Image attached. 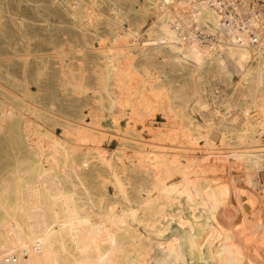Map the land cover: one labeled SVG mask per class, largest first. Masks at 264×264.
Segmentation results:
<instances>
[{"label": "rangeland", "instance_id": "1", "mask_svg": "<svg viewBox=\"0 0 264 264\" xmlns=\"http://www.w3.org/2000/svg\"><path fill=\"white\" fill-rule=\"evenodd\" d=\"M103 1L108 6L116 2V5L122 10L131 5V0ZM139 2L142 6V13L138 18V31L134 39H139L141 43L157 39L158 33L153 30L154 15L158 9L163 8V0H139ZM49 8V5L43 0H20V2L18 0H0V10L3 13V20L0 22V114L8 102L21 107L22 112L21 114L16 113L4 128H0V199H16L11 183L13 174L21 160L27 162L34 157L33 149L27 145L25 139L31 135L29 141L32 142L37 138L36 134L33 136L31 132H27V134V130H21L23 125L28 123L27 128V126L31 127L33 123V126L45 135L44 140L48 141L52 135L56 134L58 136L61 134L59 129L62 125L77 127L76 121L81 120L80 123L86 129V132L98 136V144L102 147L105 155H110L113 148L122 142L126 144L127 151L129 150L126 153V164H122L120 159L114 158L105 167L97 162L95 149L90 148L93 154L88 153V161L86 163L82 162L83 169L72 173L74 186L79 191L80 199L96 210L102 212L107 203L111 202H117L123 207H135L130 222L137 230V236L136 239L134 238L135 246L131 247V258L128 259V264H165L164 260L171 264H189L190 259L186 261L174 256L176 244L168 247V240L172 235H176L181 239L186 236L191 239L196 237L197 251L194 264H218V261L210 256L207 250L216 247L219 238L223 235L218 229L220 219L218 221L211 215L207 205L202 203L201 197L193 193L188 194L185 190L180 189L172 192V199L169 202L165 198L156 199V191L153 190V178L142 169L131 170L130 163L132 157L139 155H152L158 158L155 152L154 154L153 152H150L151 154L146 152V150L151 149H178L183 152L190 151L186 148L183 149L185 146L193 145L196 148L200 147V150L195 148V151L206 153L226 151L224 147L229 151L232 148H245L247 146L248 148L246 147L244 150L255 151L260 156L255 165L242 164L241 166L240 164V167L237 161H232L237 164L235 169V167H232L234 164L231 162L232 168L229 167V169L231 168L232 171L235 169L236 171L232 174V171L229 172L228 168L225 170L221 164L210 168L209 160L208 162L204 160L203 174L205 176L207 174L205 177L206 182H209L211 186L220 191H222L224 184H228L232 175L236 189L240 193H247V196L242 194L243 197L239 193L241 198L247 200L242 199L246 202H244L246 207L247 203L255 202V206L252 202L251 205H248L253 209V212L248 210L249 207H247L241 213L249 212L247 213L249 215L246 214L245 216L250 222H253L252 215L255 222L259 220L264 222V199H262L264 197V189L262 190L264 188V125L260 123V117L256 113L253 96L247 90L248 81L241 78L232 69H229L227 76H211L207 73L198 79L197 91L201 103L198 104L195 100H188L187 104L189 106L183 109V113L173 116L170 112L172 117L168 118L165 115L164 108H162V103L155 101L153 103V100H150L153 96L147 86L136 85L135 87L131 85L128 88L124 87L126 85L116 82V68L111 66V62L118 64L120 59H125L127 53L115 51V48H113L115 43L112 39L106 37L109 27L105 25L103 20H98L95 26L90 28V32H87L83 26L77 28V37L73 38L62 33L63 31L70 32L73 28L56 23ZM109 12L112 13V11ZM133 12L134 9H130L127 16L124 15L122 18L121 26L123 29L128 27ZM44 19H48V21H44ZM118 29L122 30L120 27ZM83 32L87 33L84 37H81L80 34ZM103 42L104 44H102ZM138 49L139 47L133 48V51H135L133 56L134 65L138 69L146 66L152 71L155 69L159 73L161 80L155 82L154 87L156 88L159 84H162L170 88L173 94L179 95L173 102L174 108L176 103H180L190 96L192 84L189 83L191 79L185 69L178 68L163 54L147 57L140 54L137 51ZM249 51L254 53L253 50L249 49ZM255 56L256 54H252L246 64L254 65L258 59V56ZM79 81L83 83L84 88L80 87ZM126 99L130 102L127 103ZM138 100L147 102L149 100L150 104L153 103V108L144 109L141 107L137 109L138 113L134 112L133 107L135 106L131 103ZM234 112L236 113L234 114ZM243 113L246 114L243 115ZM119 114L120 116L115 122L113 115ZM24 115L28 117L25 118ZM245 118L249 120L250 132L249 135L242 136L241 142L237 135L245 133ZM30 119L33 120L30 121ZM129 122H133V126L130 131L125 132ZM167 122H170V125ZM191 123H194L196 127L192 132L189 130ZM168 125L170 127L175 126L174 128L177 129L183 127L181 131L178 130L176 133H167V136L164 131L167 130L168 127L166 128V126ZM177 125L179 127H176ZM48 130H52L54 133H50ZM145 131L147 134L144 133ZM183 132H187V134L184 133L183 135ZM192 134L193 138L191 137ZM179 138L180 142L181 138L184 139H182L183 145L177 142ZM187 140L192 141V144L188 142V145ZM159 142L161 146L158 144ZM88 144H90L89 140L79 147V158L89 150ZM174 145H181L182 147L177 149L168 148V146ZM206 146L207 149L209 147L208 151ZM168 157H171V155L169 154ZM186 157L181 155L179 159L186 162ZM206 164H208L207 167ZM168 165H171L173 174L166 181H179L181 173L178 167H183V163L178 165L173 162ZM115 169L121 177V186H116L111 179ZM237 170L239 171L237 172ZM245 172L251 173L252 181L247 180ZM240 179L243 182L245 181L244 187ZM212 181L214 184H212ZM254 185L263 192L258 191L257 188L254 190ZM66 186H70V183L67 182ZM119 187L122 190H119ZM242 187L245 190L248 189L249 193H245ZM4 191L5 195H2L1 193ZM257 192L262 197L258 196ZM250 195H253L251 201ZM151 196L154 205L163 206V210L161 213L142 216L139 203ZM258 198L259 204L263 203L260 204L262 207L257 204ZM258 209L263 211H258ZM250 214L252 215L250 216ZM255 216L258 218L256 219ZM248 217H251L250 220ZM233 218H235L233 221L236 223L235 226L238 225L236 227L239 228L240 226L241 228L242 225L237 224L241 221L239 215L237 217L236 214ZM125 236L130 239L135 237L132 232H125ZM137 238H146L150 242V246L147 249L142 248ZM169 248H171V251ZM67 252L69 256H72V259L62 261V264H74L76 255L72 246L67 248ZM231 263L234 264L235 262L231 260Z\"/></svg>", "mask_w": 264, "mask_h": 264}, {"label": "bare ground", "instance_id": "2", "mask_svg": "<svg viewBox=\"0 0 264 264\" xmlns=\"http://www.w3.org/2000/svg\"><path fill=\"white\" fill-rule=\"evenodd\" d=\"M43 1L49 5L56 23L73 28L70 32H62L64 35L68 34L73 38L77 37V28L83 26L87 32H90V28L94 27L98 20H103L105 25L109 27L106 37L112 39L115 43L113 47L115 51L127 53L125 59H120L118 64L111 62V66L116 68V82L126 85L124 87L128 88L131 85L135 87L136 85L147 86L154 98L151 99L150 94H148L150 100H153V103L154 101L162 103V108H164L165 115L168 118L172 117V114L174 116L179 115L181 112L183 113V109L189 106L187 104L188 100H195L198 104L201 103L200 95L197 91L198 79L201 76L207 73L211 76H227L229 69H232L241 78L248 81L247 90L253 96L256 113L260 117V123L264 125V38L259 39L258 43L254 46L247 44V40L244 39H242V43H238L236 31L231 27L222 25L219 14L206 0H163V8L158 9L154 15L155 24L153 30L158 33V37L152 41H144L142 43L139 39H134L138 31V18H140V14L142 13V6L139 0H131V5L125 10L117 6L116 2L108 6L103 0ZM130 9H134V12L131 15L132 17H130L128 27L123 29L121 26L122 18L124 15L127 16ZM109 11H112V13ZM2 15V10H0V22L3 20ZM44 21H48V19H44ZM174 23H178L177 29H175ZM118 27L122 28V30L118 29ZM198 30L212 34L215 37V41L202 43L196 37ZM87 32L81 33L80 36L84 37ZM127 42L129 43L127 44ZM136 47H139L137 51L140 54L147 57L163 54L178 68L185 69L191 79L189 83L192 84L190 96L180 103H176L174 108L173 102L179 95L173 94L170 88L162 84L156 85V88L154 87L155 82L157 83L161 80L159 73L155 69L152 71V69L146 66L138 69L134 65L133 56L135 51H133V48ZM248 48L253 50L254 53H250ZM252 54H256L258 59L254 65H248L246 63L249 57H252ZM79 85L81 88H84L81 81H79ZM126 102L129 103L130 101L126 99ZM148 102L138 100L131 103L135 106H132L134 112H137V109L141 107L144 109L153 108V103L150 104ZM16 113H22L21 107L8 102L1 110L0 128H4ZM24 116L25 118L28 117ZM118 116L120 114L113 115L115 122ZM80 121H76L77 127L62 125L59 129L61 134L58 136L56 134L52 135L48 141L44 140L45 135L39 132L33 126V123L31 124L33 127L27 126L26 128L28 123L22 126L21 130H27L26 133L31 132L33 136L36 134L37 138L34 137L36 138L34 139L35 142L32 139L33 143L29 141L31 135H28L29 138L25 139L28 143L27 145L33 149L34 157L27 162L21 160L13 174L11 183L13 184L16 199H0V264H62V261L72 259V256H69L67 252L69 246H72V249L75 251L76 259L74 260V264H128V259L131 258V247L135 246L134 238L136 239L137 236V230H135L130 222V218L133 217L135 212V207H123L117 204V202H111L107 203L106 209L103 207L102 212L96 210L80 199L79 191L74 186L72 173L83 169L82 162L86 163L88 161V153H91L90 148L95 149L97 162H100L105 167L114 158L120 159L122 164H126V153L129 150L127 151L126 144L122 142L113 148L110 155H105L102 147L98 144V136L94 133L86 132ZM167 124L170 125V122H167ZM169 125L166 128H169ZM178 125L176 127H179ZM132 126L133 122H129L125 132L130 131ZM174 127L171 126L169 129L167 128V130L163 131L168 136L167 133L170 132L171 134L173 132L176 133L178 130L181 131L183 126L179 129ZM195 129V124L191 123L190 132ZM48 132L54 133L52 130H48ZM249 132V120L246 119L245 133L243 135L238 134L237 138L242 142V136L249 135ZM144 133L147 134L146 131ZM191 137L193 138V134ZM183 138H181V142L180 138L179 141L177 140V142L182 143L181 145H183ZM87 140L90 141V144L87 145L89 150L84 156L79 158V147ZM188 140L187 143L191 142L192 144V141ZM181 145L168 146V148L177 149L181 148ZM209 145L211 146V144ZM185 148L190 151H183V153L178 149L146 150V152H153V154L155 152L158 158L152 155L132 157L130 168L131 170L142 169L153 178V190L156 191V199L165 198L169 202L172 199V192L180 189L185 190L188 194L193 193L201 197L202 203L207 205L211 215L218 219V221L220 219L218 229H220L223 235L219 238L216 247L207 250L209 255L218 261V264H233L231 260L235 262L234 264H264V222L263 220L262 222L260 220L255 222L253 215L250 214L253 220L251 223L245 216L249 212L246 211L245 214L241 213L244 208L246 210L249 207L248 205H251L253 195H250L251 202L247 203L246 207L245 201L242 200L244 198H241L243 193H240L236 189L233 183L235 180H233L231 174V179L228 178L229 182L223 185L222 191L206 182L205 177L207 174L206 176L203 174L204 160L207 162L209 160L210 168L211 166L221 164L226 170V168L229 169L231 167L232 161H237L239 166L240 164L241 166L242 164L255 165L260 156L255 151L244 150L245 148L241 147L232 148L229 151L224 147L226 151H221L220 149L221 152L213 151L206 153L195 151L196 147L193 145L189 147L185 146L183 149ZM198 148L200 150L199 146ZM198 148L196 149L198 150ZM169 154L171 157H168ZM181 155L188 156L186 157V162L179 159ZM173 162H176L178 165L183 163V167H178L181 178L179 181L167 182L166 179L173 174L171 165L168 164ZM233 164L234 166L232 165V167L236 169L237 164ZM207 166L208 164H206ZM230 169L229 172L232 171ZM235 169L232 171V174L236 172ZM246 175L247 180L252 181L251 173L248 172ZM209 177L211 178L210 175ZM240 178L243 179L244 177ZM111 179L116 186H121V177L118 175L116 169L112 173ZM67 182L70 183L68 187L66 186ZM244 182L242 183L243 187L245 186ZM237 183L239 182L237 181ZM253 188L255 190L257 187L254 185ZM119 190L122 189L119 187ZM243 190L245 189L243 188ZM262 190L261 192H263ZM256 191L253 193L255 194ZM246 192H248V189L245 190ZM1 194L5 195V191ZM243 195L247 196V193ZM258 196L262 197L259 193ZM252 203L254 204L255 202ZM263 203L261 202L260 204ZM139 204L142 216L161 213L163 210V206L154 205L152 196L142 200ZM257 204H259V198ZM260 206L262 207V205ZM251 207L253 208V205ZM248 210L252 211L253 209L249 207ZM258 211L261 210L258 209ZM235 213L237 217L238 215L240 217L241 221L237 224L242 225L241 228L240 226L239 228L236 227L238 225L235 226L236 223L233 222L236 218H233L236 215ZM263 214L261 213V215ZM255 215L257 216V214ZM190 227L192 228V225ZM125 232H132L135 237L130 239L125 236ZM137 241L144 249L150 246V242L146 238H137ZM168 241V247L176 244V248H174L176 251L174 256L176 258L186 261L190 259L189 264H194L197 251L196 237L191 239L189 236H186L181 239L176 235H172ZM169 249L171 251V248ZM164 261L165 264H171L167 260Z\"/></svg>", "mask_w": 264, "mask_h": 264}, {"label": "built area", "instance_id": "3", "mask_svg": "<svg viewBox=\"0 0 264 264\" xmlns=\"http://www.w3.org/2000/svg\"><path fill=\"white\" fill-rule=\"evenodd\" d=\"M219 14L222 25L236 31V40L256 45L264 38V0H206ZM175 29L178 23H174ZM196 37L202 43L215 41L212 34L198 30Z\"/></svg>", "mask_w": 264, "mask_h": 264}, {"label": "water", "instance_id": "4", "mask_svg": "<svg viewBox=\"0 0 264 264\" xmlns=\"http://www.w3.org/2000/svg\"><path fill=\"white\" fill-rule=\"evenodd\" d=\"M263 80H264V67H263Z\"/></svg>", "mask_w": 264, "mask_h": 264}]
</instances>
